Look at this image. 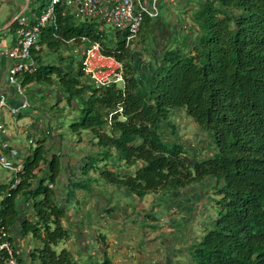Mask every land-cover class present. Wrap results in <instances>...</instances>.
Masks as SVG:
<instances>
[{
    "label": "trees",
    "instance_id": "obj_1",
    "mask_svg": "<svg viewBox=\"0 0 264 264\" xmlns=\"http://www.w3.org/2000/svg\"><path fill=\"white\" fill-rule=\"evenodd\" d=\"M192 1L187 5L191 7L187 32L174 38L176 43L167 45L147 72L136 65L133 41L126 43L128 32L117 30L118 41H111L101 28L104 22L81 20L63 2L56 7V20L40 30L39 44L44 48L33 52L37 70L21 80L25 86L56 84L70 103L83 99L81 119L70 127L79 133L91 130L95 145L103 150L99 157H89L86 174L100 170L109 184L140 199L158 191L179 192L207 179L215 181L218 216L213 228L192 243V264H264V0ZM49 4L50 0H43L38 16ZM154 20L145 17L139 32L142 41L149 40ZM83 38L100 41L105 54L123 63V87L97 88L85 81L81 61L70 70L43 61L45 49L59 51L70 40L80 45ZM71 64H75L73 57ZM183 109L201 131L212 133L213 153L201 160L181 142L164 136L166 122L176 132L172 111ZM45 141L39 139L24 160L17 186L12 187L13 182L2 188L0 226L10 233L19 217L17 197L23 195L33 201L37 217L36 222L24 221V233L44 242L34 252L36 263L78 264L69 249L54 248L70 233L62 224L66 210L57 203L53 187L61 173L60 157L49 155ZM115 155L128 167L136 166L135 172L121 175L91 162ZM44 167L46 175L40 178ZM78 184L72 182V188ZM1 236L0 231V244ZM99 240L104 263L112 264L106 235ZM7 256L0 249V264Z\"/></svg>",
    "mask_w": 264,
    "mask_h": 264
},
{
    "label": "crops",
    "instance_id": "obj_2",
    "mask_svg": "<svg viewBox=\"0 0 264 264\" xmlns=\"http://www.w3.org/2000/svg\"><path fill=\"white\" fill-rule=\"evenodd\" d=\"M188 1L175 0L158 5L160 13L155 18L152 27V47L147 46L136 49V65L140 71L144 70V72H147L150 70L153 62H156L160 57L161 51L167 45L175 44L174 38H177L179 34L183 35L184 32H187V28L191 22L189 18L190 13H187L191 9L190 6H187ZM34 2L35 0H0V94H5L9 104L15 107L20 105L21 98L17 94L16 88L8 81V72L13 64V60L4 53V50L12 48L15 43L17 29L15 19L17 16L20 14L26 15L30 23L40 17L38 16V11H36ZM144 3L151 5L150 0H144ZM192 3H194V0ZM29 11L35 17H32L33 15L31 16ZM178 13L182 14L183 22L176 18ZM116 32H111V41H115ZM173 35L176 36L173 37ZM87 44L86 40L80 45L70 40L59 51L45 49L42 52L43 61L64 66L66 70L76 68V62L80 61V52L84 50ZM75 52H78V54L76 55ZM72 57L75 58L74 65L71 64ZM85 81L91 82L86 75ZM57 93H60V90ZM63 95V92L58 95L59 100L63 98ZM31 108L18 116L11 115L8 110H4L2 119L8 129L6 137L11 145V154L14 161H23L32 153L34 148L29 143L30 138H35L36 141L39 139L46 140L45 144L49 155L58 154L60 157L61 173L53 187L57 203L66 210L62 224L69 231L70 237L54 246L57 252H60L63 248L69 249L78 264H105L104 251L101 240H99V236L104 234L108 242L107 255L112 260V264H170L172 261L170 255L172 257L173 254L182 251L181 248L184 246L186 237L187 243H189L190 218L186 214V211L190 207V202L183 199L173 201L176 194L165 191L162 192L159 199L156 198L157 202L149 206V204L147 205V201H143L146 197L139 199L123 187L110 185L101 176L100 170L93 169L86 174L84 166L92 155L91 152H88L89 149L84 146L86 143L85 138L80 136L77 140L75 138L65 139L50 125V120H48L43 112L34 109L32 104ZM27 114H30L28 115L29 127L25 129V125L21 123L19 118ZM48 130L51 134H47ZM23 133L32 137L28 141H24L22 138ZM165 138L167 139V136ZM88 141L91 142L94 149L98 150L96 151L97 154H101L103 150L95 145V140L89 138ZM170 141L181 142L176 139H171ZM99 166H107L110 170L121 175L131 174L136 170V166L128 167L124 162H120L116 155L110 159L101 161ZM46 172L47 169L44 167L39 173V177H44ZM13 181V173L0 164V200H2L4 194L2 188L12 184ZM72 182H76V184L80 183V185L78 184V188L73 189ZM106 188L108 191H104ZM109 189H112L113 193L121 192L120 195L133 200L127 199L128 201L123 204L117 201H110L108 196ZM16 203L19 217L10 228L9 233L14 250L18 258L25 264H37L34 252L43 247L44 242L32 233L25 234L23 227L26 219L33 222L37 221L33 201L23 195H19ZM155 205H159L160 208L171 213H174L173 211H176L178 208H185V213L182 212L183 214L179 218L171 217L169 220L166 218V213H160V220L164 225L159 229L162 236L159 233L158 240L154 238L147 239L145 237V235H148L149 229L142 231L143 237L134 236L138 219H148L149 222H146V226L153 225V222H156L152 221L147 213L148 209L153 210ZM163 218L170 222L166 224L162 220ZM186 229L188 230V234L184 233ZM141 239H143L142 244H140ZM179 247L180 249L176 251L175 249ZM166 249L169 250V253L165 252Z\"/></svg>",
    "mask_w": 264,
    "mask_h": 264
},
{
    "label": "built area",
    "instance_id": "obj_3",
    "mask_svg": "<svg viewBox=\"0 0 264 264\" xmlns=\"http://www.w3.org/2000/svg\"><path fill=\"white\" fill-rule=\"evenodd\" d=\"M175 0H150L151 5L144 3V0H50L49 6L37 19L35 24H31L27 16L20 14L15 19L17 23L16 39L12 48L5 49L12 60L8 72V81L16 88L17 94L21 98L19 106H11L5 94H0V164L10 170L14 175L12 187H16L20 182L19 173L24 169L23 161H14L12 157L11 145L7 139L8 129L2 119L4 110H8L11 115L18 116L31 107L25 85L21 77L27 73H34L38 68V62L34 58L33 52L40 50L39 44L41 28L56 20V7L65 3L72 7L80 19H97L111 24L117 31L128 32L126 43L129 45L141 30L145 17L152 18L159 16L158 5L160 3L173 2ZM88 44L80 53V61L85 75L97 88H102L115 84L123 87L125 85L124 66L113 55L103 52L100 41L90 42L83 38ZM118 111H122L119 108ZM118 111L110 114L112 115ZM47 134H51L48 130ZM29 143L33 148L37 145L35 138H30ZM1 237L4 241L0 244V249L6 250L8 256L4 264H25L20 260L14 250L12 241L9 240V232L0 226Z\"/></svg>",
    "mask_w": 264,
    "mask_h": 264
},
{
    "label": "rangeland",
    "instance_id": "obj_4",
    "mask_svg": "<svg viewBox=\"0 0 264 264\" xmlns=\"http://www.w3.org/2000/svg\"><path fill=\"white\" fill-rule=\"evenodd\" d=\"M42 3L43 0H35L34 6L36 7V11L42 5ZM198 6L199 5H196L197 8ZM30 15L32 16L33 13L31 12ZM181 15H182L181 13H178L176 18L179 19L181 22H183V16ZM32 17H35V15H33ZM101 28L104 30L107 39L111 37V32L116 31L111 24L105 22L101 23ZM175 36L176 35H173V37ZM149 37H150L149 40L144 42L142 41V37L139 34L138 37H136L131 43L132 48L141 49L142 47H147V46L152 47L153 37L151 35H149ZM117 41L118 38L115 39V42ZM75 53L76 55L78 54V52ZM77 58L79 57L77 56ZM25 89L33 108L44 113V115L48 118V120H50V125L53 128H55V131L57 130L65 139L75 138L77 140L80 138V136L85 138L86 143L84 146L89 149L88 152L89 153L91 152V155L99 157V155L96 152L98 150L94 149L91 145V142L88 141L89 138L94 139L91 130L82 129L81 133H79V132H74L70 127L71 123L79 121L81 119L82 108H83L82 98L80 97L76 98L72 101V103H70L67 100L66 95L64 94L63 98L59 100L58 95L62 94V92L57 93V91H59L60 89L56 84L52 86L47 83L36 82L34 84L25 86ZM28 115L30 114H27L22 118H19V120H21V123L25 125V129L29 127ZM37 115L36 117L38 118ZM171 123L176 126V132H173L172 126L169 124V122H166L165 123L166 131L164 136L165 137L167 136V139L169 140L176 139L178 141H181L186 145V149L188 150L189 154H191V156L196 157L199 160L213 153L212 149L209 148V146L211 145L210 141L213 144L212 133L210 131H207V133L201 131L199 129V126L196 124V122L187 115L185 109L173 110L171 116ZM32 134L35 135L34 133ZM22 135L24 141H28V139L32 137V136L29 137V135L25 133H23ZM213 147H215L214 144ZM91 162H94L96 165H99L101 161L98 159L95 160L93 159L91 160ZM214 184H215L214 180H209V181L205 180L201 183L192 185L190 187L184 189L182 188L180 189L179 192H175L176 195H174L175 197L173 201L174 200L179 201L178 199H183L184 201L190 202V207L188 211H186V214H188L190 218L189 220L190 237H189V243H187V237H186L184 246L181 248L182 251H178V253L173 254L172 257L170 255V258H172L170 264H192L191 263L192 258L190 254V248L192 246V243L196 240H199L207 231L213 228L214 220L218 216V207L216 206V199L219 198V196L215 194ZM104 191H108V189L106 188L104 189ZM162 192L163 191L150 193L146 196V198L143 201L144 202L147 201V205L149 204L150 206L154 202H157L156 198L159 199L160 196L162 195ZM120 193H116V192L113 193L112 189H109L108 196L110 198V201H117L123 204L128 200H133V199L125 198L126 196L123 197V195H120ZM154 207L155 208L153 210L148 209L147 213L157 217V220H155L156 222H153V225L146 226V222H149L148 219H143V218L138 219L137 220L138 224L135 228L134 236L138 235L140 237H143L142 231L149 229L148 230L149 233L147 236L145 235V237H147V239L154 238L155 240H158L159 233L160 236H162V233L160 232L159 229L164 225V223L160 220L161 218L160 215L162 213H166L165 214L166 218H168L169 220L171 217L179 218L182 216L183 213H185V208H178L176 211H173L174 213H171L165 211L163 208H160L159 205L157 206L155 205ZM162 220L166 222V224L170 222L168 220L166 221L164 218ZM171 221H173V219H171ZM166 224L165 226H167ZM184 233L188 234V230L186 229ZM142 242L143 239L140 240V244H142ZM177 249H180V247L176 248L175 250L177 251ZM165 252L169 253V250L166 249Z\"/></svg>",
    "mask_w": 264,
    "mask_h": 264
}]
</instances>
